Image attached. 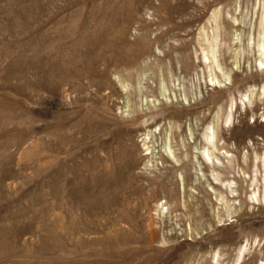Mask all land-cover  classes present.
I'll use <instances>...</instances> for the list:
<instances>
[{"label": "rangeland", "instance_id": "rangeland-1", "mask_svg": "<svg viewBox=\"0 0 264 264\" xmlns=\"http://www.w3.org/2000/svg\"><path fill=\"white\" fill-rule=\"evenodd\" d=\"M0 264H264V0H0Z\"/></svg>", "mask_w": 264, "mask_h": 264}, {"label": "bare ground", "instance_id": "bare-ground-1", "mask_svg": "<svg viewBox=\"0 0 264 264\" xmlns=\"http://www.w3.org/2000/svg\"><path fill=\"white\" fill-rule=\"evenodd\" d=\"M244 225H245V224H244ZM244 225H243V226H244ZM245 226H246V225H245Z\"/></svg>", "mask_w": 264, "mask_h": 264}]
</instances>
